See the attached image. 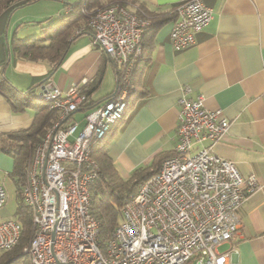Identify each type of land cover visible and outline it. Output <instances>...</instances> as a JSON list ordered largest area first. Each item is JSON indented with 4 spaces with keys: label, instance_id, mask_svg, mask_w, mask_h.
<instances>
[{
    "label": "built area",
    "instance_id": "obj_1",
    "mask_svg": "<svg viewBox=\"0 0 264 264\" xmlns=\"http://www.w3.org/2000/svg\"><path fill=\"white\" fill-rule=\"evenodd\" d=\"M173 13L170 37L177 50L193 44L195 33L213 18L203 0H184ZM150 23L145 13L120 4L105 7L89 21L93 43L118 67V83L109 99L87 110L82 127L74 114L89 104L86 79L66 91L46 83L36 94L59 117L25 168L22 198L33 227L19 256L30 264H231L233 252L219 248L236 236L239 209L259 183L215 153L230 121L221 109H206L204 95L189 99V87L178 100L175 155L123 206L121 223L105 248L100 244L91 188L101 177L92 150L124 118ZM7 200L0 180V210ZM21 235L13 218L0 216V253L16 247Z\"/></svg>",
    "mask_w": 264,
    "mask_h": 264
},
{
    "label": "crops",
    "instance_id": "obj_2",
    "mask_svg": "<svg viewBox=\"0 0 264 264\" xmlns=\"http://www.w3.org/2000/svg\"><path fill=\"white\" fill-rule=\"evenodd\" d=\"M182 1L126 0V7L152 19L158 15L173 16ZM203 1L212 8L213 18L195 33V42L190 46L177 50L171 45L175 19L146 35L142 62L133 80L132 91L136 92L123 121L102 144L118 174L128 180L136 169L151 165L157 155L175 152L178 100L184 87L190 88L189 99L204 95L206 109H221L230 121L228 131L215 145V153L234 162L244 178L253 175L259 183L239 209L236 236L219 250L233 252L231 264H264V0ZM19 8L0 13V33L5 30L7 40L6 44L0 40V64L6 62L1 70L16 91H33L36 95L46 83L66 91L86 79L83 88L88 92L89 103L97 105L111 97L118 83V67L93 43L91 32L75 36L55 69L45 61L16 58L9 33L13 13ZM56 13L59 19L51 17V22L62 20L70 11L64 6ZM20 21L13 27V37L15 33L18 37L24 24ZM35 26L38 29L26 31V36L21 37L30 38L42 30L41 25ZM86 112L74 114L79 127L85 123ZM34 118V108L16 112L0 91V134L28 129ZM0 154L7 155L2 151ZM0 166L8 171L10 162L0 156ZM7 192L9 198L8 189ZM4 210L5 207L0 213Z\"/></svg>",
    "mask_w": 264,
    "mask_h": 264
},
{
    "label": "trees",
    "instance_id": "obj_3",
    "mask_svg": "<svg viewBox=\"0 0 264 264\" xmlns=\"http://www.w3.org/2000/svg\"><path fill=\"white\" fill-rule=\"evenodd\" d=\"M38 1L41 0H0V13L9 8L15 9ZM112 4L126 6V0H79L74 4L67 3L65 7L70 11V14L62 20L51 22L48 18L36 22L42 26L40 36L20 39L15 33L10 44L12 54L16 58L28 61H45L55 69L65 58L75 36L79 35V33L75 34L76 30L85 28L82 33L90 32L88 24L91 18L97 12ZM173 19H175L174 14L173 16L171 14L158 15L150 19L151 23L147 27L145 37L149 32L157 31ZM44 24L46 25L43 26ZM141 62L142 60H140L139 65ZM4 65H6V62L0 64V91L7 97L14 111L21 112L27 107L34 108L35 118L28 129L6 135L0 134V151L9 155L13 160V169L9 173L15 188L17 201L13 219L20 225L22 233L20 242L16 247L0 253V264H30L26 256H19L28 245L33 227L31 209L24 203L22 198L25 168L32 158L34 147L43 140L49 129L53 127L59 114L56 110L51 109L50 104L38 99L33 91H16L3 75L1 67ZM135 92L132 91L130 94L125 115L130 106L131 97ZM85 93L88 94L86 91ZM95 106V104L89 103L82 111H87ZM174 155L175 152L161 153L155 157L151 165L136 169L130 179L124 180L114 168L105 145L102 142L96 144L92 150V159L99 169L101 178L91 188V214L100 225L99 241L103 248H105L111 232L122 221L123 206L132 196L137 194L147 180L159 172L163 161Z\"/></svg>",
    "mask_w": 264,
    "mask_h": 264
},
{
    "label": "rangeland",
    "instance_id": "obj_4",
    "mask_svg": "<svg viewBox=\"0 0 264 264\" xmlns=\"http://www.w3.org/2000/svg\"><path fill=\"white\" fill-rule=\"evenodd\" d=\"M73 0H41L36 3L21 7L17 9L13 13L12 19H11V31L9 33V44L11 43L12 37H13V27L14 25L22 20L23 21V26L20 27L19 32H18V37L19 38H28V37H21V36H26L27 32L26 31H33L34 29H38L36 25V22L54 17L53 20H58V17L56 16V12L58 9H63L65 4L71 3ZM51 20V19H50ZM20 21V22H22ZM33 21V22H32ZM27 22H32L30 25ZM34 25V26H33ZM82 28L76 30L75 34H77V31L81 30ZM42 33V30L39 29V32H37L35 35L40 36ZM1 34V33H0ZM35 35L29 36L34 37ZM0 40H5V44L7 43L6 40V35H5V30L4 33L0 35ZM8 51V49H7ZM52 128V127H51ZM50 128V129H51ZM49 129V130H50ZM0 156H4L6 160L10 162V169L12 171L13 169V160L11 157L8 155H3L0 154ZM3 164V163H2ZM7 171V169H3V167L0 166V180L3 182V184L6 186V188L9 191V198L7 200L5 210L0 213V216L2 219H11L15 217V209H16V195H15V188L14 185L9 177V173L11 171ZM4 213V214H3Z\"/></svg>",
    "mask_w": 264,
    "mask_h": 264
}]
</instances>
